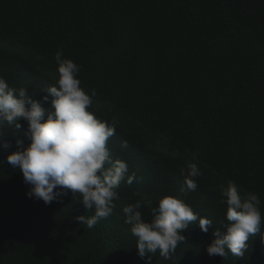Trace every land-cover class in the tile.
<instances>
[{
  "label": "trees",
  "instance_id": "16d2710c",
  "mask_svg": "<svg viewBox=\"0 0 264 264\" xmlns=\"http://www.w3.org/2000/svg\"><path fill=\"white\" fill-rule=\"evenodd\" d=\"M59 49L80 66L81 87L96 89L90 110L118 121L112 159L140 179L122 182L113 214L89 229L75 219L94 214L79 193L50 205L26 195L30 185L5 159L17 150L5 125L0 264H146L122 208L172 195L219 227L228 181L258 194L264 216V0H0V76L10 85L39 100L55 84ZM193 153L203 175L182 190ZM183 234L170 259L150 254L151 264H264V225L243 258L209 257L211 228L193 223Z\"/></svg>",
  "mask_w": 264,
  "mask_h": 264
},
{
  "label": "clouds",
  "instance_id": "9594fccd",
  "mask_svg": "<svg viewBox=\"0 0 264 264\" xmlns=\"http://www.w3.org/2000/svg\"><path fill=\"white\" fill-rule=\"evenodd\" d=\"M54 60L58 76L55 84L43 89L39 100L33 99L26 87H14L0 76V148L12 146L4 138L3 129L5 125L13 127L17 150L5 159L22 172L24 182L30 185L26 195L50 205L59 202L68 191L72 195L79 193L80 202L87 210L94 209V214L75 219L91 229L113 214L114 201L120 199L116 191L120 184L132 185L140 178L136 172H129L126 161L112 159L107 145L116 133L118 121L99 119L90 110L97 91L91 88L86 92L81 87L80 66L64 57L62 49L56 51ZM21 119L26 121V129L19 122ZM24 139L29 141L26 146ZM121 148H128L126 140L121 141ZM192 156L197 159L196 153ZM181 172L185 181L182 190L186 187L194 191L197 178L203 175L201 169L190 162ZM242 192L233 181L221 188L227 222L221 220L219 227L214 228L212 219L172 195L161 196L155 206L151 201L140 200L127 204L122 208L124 223L136 238L137 254L146 264H151L150 254L170 259L193 223H198L204 233L212 229V238L206 245L209 257L224 258L231 253L243 258L249 239L264 225V216L258 194ZM145 206L150 209L148 220L141 211Z\"/></svg>",
  "mask_w": 264,
  "mask_h": 264
},
{
  "label": "rangeland",
  "instance_id": "374dc122",
  "mask_svg": "<svg viewBox=\"0 0 264 264\" xmlns=\"http://www.w3.org/2000/svg\"><path fill=\"white\" fill-rule=\"evenodd\" d=\"M171 159L174 160V161H178V160H180V158L177 157V156H171ZM194 161H195V160H193V163H194ZM224 187H225V186H224Z\"/></svg>",
  "mask_w": 264,
  "mask_h": 264
}]
</instances>
